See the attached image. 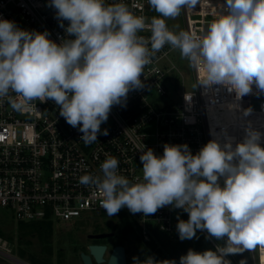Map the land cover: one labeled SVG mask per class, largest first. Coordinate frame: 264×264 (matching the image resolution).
<instances>
[{
	"label": "clouds",
	"instance_id": "9594fccd",
	"mask_svg": "<svg viewBox=\"0 0 264 264\" xmlns=\"http://www.w3.org/2000/svg\"><path fill=\"white\" fill-rule=\"evenodd\" d=\"M189 2L148 0L160 14L151 18L148 37L139 34L145 17L125 0H49L65 32L59 42L47 29L0 18V97L17 93L21 101L9 97L17 108L34 98L53 100L66 122L78 126L80 139L90 143L108 134L101 124L111 107L123 106L131 89L143 87L144 66L165 43L202 68L200 84L225 85L236 101L253 85L264 93V0H226L202 35L172 31L165 18L179 15ZM234 107L239 105H229ZM223 133V140L209 139L195 153L187 142H165L162 154L147 147L139 157L142 177L134 181L118 171V158L111 155L101 162L100 174L85 173L79 180L96 185L108 216L124 207L145 215L164 205L182 208L188 218L177 220L179 239L206 230L224 243L202 251L190 247L179 264H231L227 254L264 243V130L249 121L241 139ZM133 264L177 260L133 256Z\"/></svg>",
	"mask_w": 264,
	"mask_h": 264
},
{
	"label": "built area",
	"instance_id": "2783aa9c",
	"mask_svg": "<svg viewBox=\"0 0 264 264\" xmlns=\"http://www.w3.org/2000/svg\"><path fill=\"white\" fill-rule=\"evenodd\" d=\"M125 2L131 11L145 17V28L139 34L150 36L151 18L159 14L148 0ZM225 4L226 0H190L181 9L184 30L202 35L205 25L224 10ZM0 18L12 19L22 28L47 29L57 42L65 35L49 0H0ZM173 49L165 43L155 52L141 73L143 87L131 89L123 106L111 107L108 119L101 124L108 134H98L90 143L80 139L78 126L66 122L53 100L34 98L17 108L9 100L21 101L17 93L9 90L0 97V208L8 209L17 221L51 223L70 221L86 211H106L100 206L102 197L96 185L83 184L79 177L100 174V164L107 156L117 157L118 171L134 181L142 177L139 157L147 147L162 154L165 142H187L195 153L209 139L223 140V130L241 139L249 121L264 130V93L257 94L253 85L252 92L236 101L235 93L225 85L200 84L203 70L191 60L195 90L182 92L176 105L165 104L164 98L172 96L167 87L175 69L169 57ZM230 104L239 108H229ZM248 107L252 111L245 116L243 109ZM119 211L127 214L137 240L145 243L157 242L156 232L170 240H181L177 220L188 218L182 208L171 205L148 215L131 213L126 207ZM197 235L211 248L218 244L206 230H197ZM11 246L0 236V258L18 264ZM243 250L249 252L251 264H262L264 243L256 244L255 255L252 249ZM226 258L231 264H240L234 253Z\"/></svg>",
	"mask_w": 264,
	"mask_h": 264
},
{
	"label": "flooded vegetation",
	"instance_id": "af4514ba",
	"mask_svg": "<svg viewBox=\"0 0 264 264\" xmlns=\"http://www.w3.org/2000/svg\"><path fill=\"white\" fill-rule=\"evenodd\" d=\"M117 229L114 224L93 221L83 229L75 226L73 231L59 232L54 237L52 233L40 234L35 240L20 237L18 241L26 249L19 252L18 264H85L82 255L88 264H116L121 255L124 264H133V256L145 259L142 253H153L133 248L132 240ZM90 246H104V249L92 251ZM117 246L123 248L121 255L118 250L113 252Z\"/></svg>",
	"mask_w": 264,
	"mask_h": 264
},
{
	"label": "rangeland",
	"instance_id": "374dc122",
	"mask_svg": "<svg viewBox=\"0 0 264 264\" xmlns=\"http://www.w3.org/2000/svg\"><path fill=\"white\" fill-rule=\"evenodd\" d=\"M157 14H159L157 12ZM160 15V14H159ZM168 27L174 31L178 32L181 29L184 30V21L181 15L175 17H166L165 18ZM207 25H205V31L207 30ZM171 45V44H170ZM170 60L175 66V69L170 72L169 81L170 85L167 87L171 92V97L164 98L165 104L176 105L179 102V96L182 92H190L195 90V81L193 77V69L191 61L188 57L182 56L181 51L178 47L174 46V49L169 54ZM127 214L123 211H118L111 216H108L106 211H92V212H83L80 217L72 218L70 221L60 222L57 221L53 223L52 234L57 235L59 232H70L73 231L75 226L83 227L87 226L93 221H99L104 224H114L117 227L119 233L125 234L129 240L133 242V248H136L137 242V233L135 230L131 229L130 221L128 220ZM32 222H22L17 221L12 213L8 209L0 208V236L4 237L11 246V254L13 256L19 257V252L22 249H26L25 246L20 245L18 238L27 239H37L40 234H47L46 232L38 233L34 231L29 225ZM199 236V235H196ZM218 244L224 243V238L213 237ZM206 248H211L209 243L205 240L204 243ZM254 255L256 252V246L252 248ZM0 264H13L9 262L6 258H0ZM262 264H264V250H262Z\"/></svg>",
	"mask_w": 264,
	"mask_h": 264
},
{
	"label": "trees",
	"instance_id": "16d2710c",
	"mask_svg": "<svg viewBox=\"0 0 264 264\" xmlns=\"http://www.w3.org/2000/svg\"><path fill=\"white\" fill-rule=\"evenodd\" d=\"M53 223L51 222H32L29 226L34 229V231L38 233L46 232L51 233L53 230ZM158 236V241H151L148 243L141 242L137 240V248L140 250H151L153 253L151 254L157 260L163 259H171L175 258L177 260V264H179L180 255L186 253L188 248H193L197 251H202L206 249L204 243L205 239L203 237L195 236L192 239L185 240H170L165 236L162 232H156ZM143 257L146 259L150 254H143Z\"/></svg>",
	"mask_w": 264,
	"mask_h": 264
},
{
	"label": "water",
	"instance_id": "95a60500",
	"mask_svg": "<svg viewBox=\"0 0 264 264\" xmlns=\"http://www.w3.org/2000/svg\"><path fill=\"white\" fill-rule=\"evenodd\" d=\"M90 249L92 251L101 252L104 249V246H90ZM117 250L120 252L121 255V253L123 252V248L121 246H117L114 248L113 252ZM234 255L240 264H242L241 262L242 260L244 261V264H251L249 252L247 250L235 252ZM82 258L85 261V264H88L86 257L82 255ZM116 264H124V258L122 257V255H121V259Z\"/></svg>",
	"mask_w": 264,
	"mask_h": 264
}]
</instances>
